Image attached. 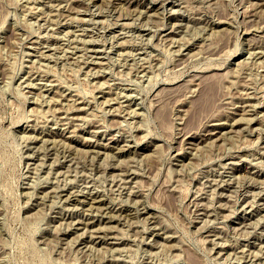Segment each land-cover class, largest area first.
Instances as JSON below:
<instances>
[{
	"label": "rangeland",
	"instance_id": "obj_1",
	"mask_svg": "<svg viewBox=\"0 0 264 264\" xmlns=\"http://www.w3.org/2000/svg\"><path fill=\"white\" fill-rule=\"evenodd\" d=\"M0 264H264V0H0Z\"/></svg>",
	"mask_w": 264,
	"mask_h": 264
},
{
	"label": "bare ground",
	"instance_id": "obj_2",
	"mask_svg": "<svg viewBox=\"0 0 264 264\" xmlns=\"http://www.w3.org/2000/svg\"><path fill=\"white\" fill-rule=\"evenodd\" d=\"M213 89V91H214V96H213V98L215 97V92H216V90L214 89V88H212ZM203 90V89H202ZM208 91V90H207ZM202 91H201V93H200V97L202 96ZM207 94V93H206ZM205 93H204V95H203V98H206L205 97V95H206ZM214 101V100H213ZM212 100H211V102L207 105V107H206V103H204L202 106H201V108H202V111L204 112V111H206L208 108H210V107H212L213 106V102ZM205 105V106H204ZM215 128V127H214Z\"/></svg>",
	"mask_w": 264,
	"mask_h": 264
}]
</instances>
